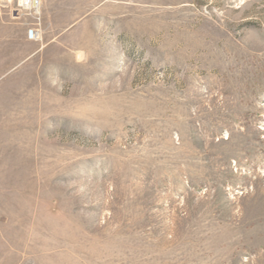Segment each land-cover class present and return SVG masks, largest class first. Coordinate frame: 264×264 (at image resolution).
Here are the masks:
<instances>
[{
	"label": "rangeland",
	"instance_id": "obj_1",
	"mask_svg": "<svg viewBox=\"0 0 264 264\" xmlns=\"http://www.w3.org/2000/svg\"><path fill=\"white\" fill-rule=\"evenodd\" d=\"M12 7L0 264H264V0Z\"/></svg>",
	"mask_w": 264,
	"mask_h": 264
},
{
	"label": "built area",
	"instance_id": "obj_2",
	"mask_svg": "<svg viewBox=\"0 0 264 264\" xmlns=\"http://www.w3.org/2000/svg\"><path fill=\"white\" fill-rule=\"evenodd\" d=\"M13 4V11H17L19 15L29 14L31 16H36V9L39 6L38 0H11ZM11 12V13H12ZM29 37L34 39L33 31H29Z\"/></svg>",
	"mask_w": 264,
	"mask_h": 264
},
{
	"label": "water",
	"instance_id": "obj_3",
	"mask_svg": "<svg viewBox=\"0 0 264 264\" xmlns=\"http://www.w3.org/2000/svg\"><path fill=\"white\" fill-rule=\"evenodd\" d=\"M12 15H13V17H18V16H19V14H18L17 11H13V12H12Z\"/></svg>",
	"mask_w": 264,
	"mask_h": 264
},
{
	"label": "bare ground",
	"instance_id": "obj_4",
	"mask_svg": "<svg viewBox=\"0 0 264 264\" xmlns=\"http://www.w3.org/2000/svg\"><path fill=\"white\" fill-rule=\"evenodd\" d=\"M8 1H11V0H8ZM38 2L40 3V0H38ZM38 8H39V6L37 8H35L36 12L38 11Z\"/></svg>",
	"mask_w": 264,
	"mask_h": 264
}]
</instances>
